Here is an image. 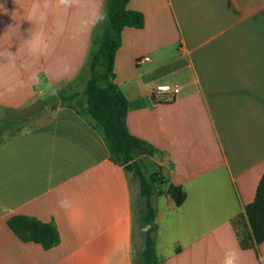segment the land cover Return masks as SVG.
<instances>
[{"label":"crops","instance_id":"0c3cea01","mask_svg":"<svg viewBox=\"0 0 264 264\" xmlns=\"http://www.w3.org/2000/svg\"><path fill=\"white\" fill-rule=\"evenodd\" d=\"M128 7L145 25L122 32L115 83L128 101L129 132L157 150L144 161L163 181L155 198L161 264H218L222 232L252 264H264V242L252 245L246 216L264 173V0H130ZM8 23L0 15V33ZM85 61L54 86L75 85ZM160 85L180 91L157 101ZM47 94L38 84L0 107L24 109ZM168 184L187 193L181 207ZM139 199V178L111 159L91 121L58 107L0 144V264H136ZM14 216L53 224L59 244L21 241L8 226Z\"/></svg>","mask_w":264,"mask_h":264},{"label":"trees","instance_id":"16d2710c","mask_svg":"<svg viewBox=\"0 0 264 264\" xmlns=\"http://www.w3.org/2000/svg\"><path fill=\"white\" fill-rule=\"evenodd\" d=\"M130 0H105L108 22L98 31L92 41L91 50L76 77L84 81L83 91L74 88L75 81L57 87V96H44L41 104L70 107L87 117L106 142L111 159L140 180V199L134 203L133 218L136 232L143 239V249L136 258V264H161L157 254V224L155 198L162 194L159 186L163 183L159 171L147 174L144 158L154 157L157 150L146 141L133 136L127 127L128 101L115 83L114 61L122 43V32L126 28L141 29L145 17L141 12L129 9ZM44 84H47L46 81ZM28 110V107L25 108ZM6 119H0V137L7 129L9 136L21 132L18 127L25 116L20 110L2 109ZM25 111V110H24ZM7 138V137H6ZM5 140V139H4ZM0 141V144L4 141ZM177 207H181L187 193L181 186L168 184L167 190ZM246 216L251 227L252 245L264 242V173L258 184L254 201L246 207ZM9 228L23 242L40 244L51 249L60 242L57 228L27 216H14L8 220ZM242 245H246L244 241Z\"/></svg>","mask_w":264,"mask_h":264},{"label":"clouds","instance_id":"9594fccd","mask_svg":"<svg viewBox=\"0 0 264 264\" xmlns=\"http://www.w3.org/2000/svg\"><path fill=\"white\" fill-rule=\"evenodd\" d=\"M12 4L10 10L0 2V15L11 20L0 33V101L45 81L55 97L54 84L78 73L94 35L108 22L104 0H12ZM59 203L66 206L65 201ZM217 243L218 264H252L234 236L222 232Z\"/></svg>","mask_w":264,"mask_h":264},{"label":"rangeland","instance_id":"374dc122","mask_svg":"<svg viewBox=\"0 0 264 264\" xmlns=\"http://www.w3.org/2000/svg\"><path fill=\"white\" fill-rule=\"evenodd\" d=\"M88 77L86 76V79ZM86 79L84 81H76V84L74 85V89L77 91H83L86 86ZM47 96H50V94H47ZM50 106L44 107L41 104V99L34 102L32 105L28 107V110L20 109L22 111L21 113L25 116V120L23 122H20L18 127H20L22 130H30L33 128H36L40 123L46 121L50 114L54 111ZM25 110V111H24ZM21 130V131H22ZM11 133V130L7 129L3 132V137H0V141L6 139V137L9 136ZM137 231V230H136ZM137 233V232H136ZM143 240V239H142Z\"/></svg>","mask_w":264,"mask_h":264},{"label":"built area","instance_id":"2783aa9c","mask_svg":"<svg viewBox=\"0 0 264 264\" xmlns=\"http://www.w3.org/2000/svg\"><path fill=\"white\" fill-rule=\"evenodd\" d=\"M148 58H139L137 64H142ZM180 87L178 85H160L155 87L153 90V97L157 101L167 102L175 99L176 95L179 93Z\"/></svg>","mask_w":264,"mask_h":264},{"label":"water","instance_id":"95a60500","mask_svg":"<svg viewBox=\"0 0 264 264\" xmlns=\"http://www.w3.org/2000/svg\"><path fill=\"white\" fill-rule=\"evenodd\" d=\"M161 161V157L159 156V158H158V162H160Z\"/></svg>","mask_w":264,"mask_h":264},{"label":"bare ground","instance_id":"6f19581e","mask_svg":"<svg viewBox=\"0 0 264 264\" xmlns=\"http://www.w3.org/2000/svg\"><path fill=\"white\" fill-rule=\"evenodd\" d=\"M157 230V229H156Z\"/></svg>","mask_w":264,"mask_h":264}]
</instances>
